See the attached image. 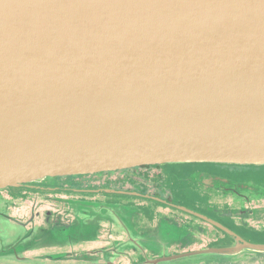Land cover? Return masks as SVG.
Returning a JSON list of instances; mask_svg holds the SVG:
<instances>
[{
	"label": "water",
	"instance_id": "1",
	"mask_svg": "<svg viewBox=\"0 0 264 264\" xmlns=\"http://www.w3.org/2000/svg\"><path fill=\"white\" fill-rule=\"evenodd\" d=\"M199 163L264 166V0H0V190Z\"/></svg>",
	"mask_w": 264,
	"mask_h": 264
},
{
	"label": "flooded vegetation",
	"instance_id": "2",
	"mask_svg": "<svg viewBox=\"0 0 264 264\" xmlns=\"http://www.w3.org/2000/svg\"><path fill=\"white\" fill-rule=\"evenodd\" d=\"M0 264H264V166H139L4 188Z\"/></svg>",
	"mask_w": 264,
	"mask_h": 264
},
{
	"label": "rangeland",
	"instance_id": "3",
	"mask_svg": "<svg viewBox=\"0 0 264 264\" xmlns=\"http://www.w3.org/2000/svg\"><path fill=\"white\" fill-rule=\"evenodd\" d=\"M255 241H258V239H256Z\"/></svg>",
	"mask_w": 264,
	"mask_h": 264
}]
</instances>
